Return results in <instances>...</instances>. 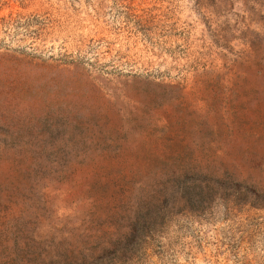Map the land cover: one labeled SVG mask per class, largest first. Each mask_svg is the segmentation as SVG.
<instances>
[{"label": "rangeland", "instance_id": "374dc122", "mask_svg": "<svg viewBox=\"0 0 264 264\" xmlns=\"http://www.w3.org/2000/svg\"><path fill=\"white\" fill-rule=\"evenodd\" d=\"M0 264H264V0H0Z\"/></svg>", "mask_w": 264, "mask_h": 264}]
</instances>
